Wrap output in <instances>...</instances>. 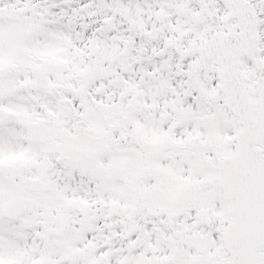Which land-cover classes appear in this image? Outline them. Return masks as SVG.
Masks as SVG:
<instances>
[{
    "label": "snow or ice",
    "instance_id": "1",
    "mask_svg": "<svg viewBox=\"0 0 264 264\" xmlns=\"http://www.w3.org/2000/svg\"><path fill=\"white\" fill-rule=\"evenodd\" d=\"M0 264H264V0H0Z\"/></svg>",
    "mask_w": 264,
    "mask_h": 264
}]
</instances>
